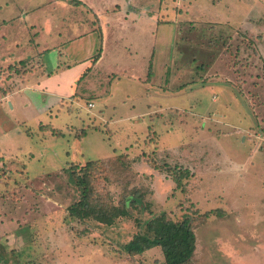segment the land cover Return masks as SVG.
<instances>
[{"label":"rangeland","instance_id":"1","mask_svg":"<svg viewBox=\"0 0 264 264\" xmlns=\"http://www.w3.org/2000/svg\"><path fill=\"white\" fill-rule=\"evenodd\" d=\"M262 6L0 0V264H164L158 247L123 250L162 215L189 219L187 264H264ZM91 25L104 59L74 96L8 84L56 69ZM74 174L91 193L83 218L68 210L83 199ZM126 201L137 202L116 217Z\"/></svg>","mask_w":264,"mask_h":264},{"label":"crops","instance_id":"2","mask_svg":"<svg viewBox=\"0 0 264 264\" xmlns=\"http://www.w3.org/2000/svg\"><path fill=\"white\" fill-rule=\"evenodd\" d=\"M130 2L131 1H129V3H126V5L129 6ZM115 7H118V4ZM102 10L104 11V9L101 8V10H99L96 14L98 20L101 19V15L103 14ZM116 10L120 11V8ZM13 19L14 18H10L7 21L10 22ZM257 21L259 22V20ZM89 22L90 20L87 21V24ZM84 23L85 22H83V24ZM83 24L78 23V26L82 27ZM102 24L105 25L103 22ZM23 26L26 30V25ZM99 26H101V24ZM31 27L32 26H30V28ZM98 28L101 29L103 28V26ZM1 37H3V34H1ZM72 37L70 39H72ZM102 43H104L103 37L100 40L96 32H93V27L91 25L90 28H88L84 33L74 36L72 40L64 44L60 51L61 58L63 59V64H60L59 66L57 65L56 69L45 73L42 67L39 66V69H32L31 71H27L26 74L23 73L21 75H16L15 77L9 78V80H11L8 82V84L16 83L17 86L18 84H24V82L32 78L35 82L37 91H44L46 94L55 97L57 100L63 99L64 97L74 96L76 82L79 81L83 75L88 73V71L96 69L97 67L95 66L99 65L103 61L104 57ZM14 45L15 47H18L16 41ZM48 49L49 48L41 47L40 51H37V53H33V55L31 56L32 59L37 58V55H41L43 52H45V50ZM22 62L23 59L20 61L18 60L16 63H19V65H21L20 63ZM37 62L40 61H35V63ZM14 64H6L5 67L8 68L10 65L13 66ZM40 65L44 66V63ZM12 91L15 90H13V88L4 89V95L2 96V98L8 99L9 96L12 95Z\"/></svg>","mask_w":264,"mask_h":264},{"label":"trees","instance_id":"3","mask_svg":"<svg viewBox=\"0 0 264 264\" xmlns=\"http://www.w3.org/2000/svg\"><path fill=\"white\" fill-rule=\"evenodd\" d=\"M20 64H23V62ZM10 68L9 66L7 69L11 70ZM183 176H187V174ZM74 179V182L81 189L83 199L72 205L68 210L71 216L83 218L82 212L85 214V207L87 208L88 206V195L90 196L91 193L88 190L87 181L83 177L74 174ZM136 202L126 201L121 210H115L116 217L129 216L127 206L133 207ZM208 214L219 215V211L215 210L206 215ZM154 247L160 248L164 257V264L189 263L196 249V236L189 219L175 223L167 220L163 215L154 218L147 223L146 232L127 243L123 247V250L130 255H140Z\"/></svg>","mask_w":264,"mask_h":264},{"label":"built area","instance_id":"4","mask_svg":"<svg viewBox=\"0 0 264 264\" xmlns=\"http://www.w3.org/2000/svg\"><path fill=\"white\" fill-rule=\"evenodd\" d=\"M88 107H93V104L92 103H88Z\"/></svg>","mask_w":264,"mask_h":264}]
</instances>
